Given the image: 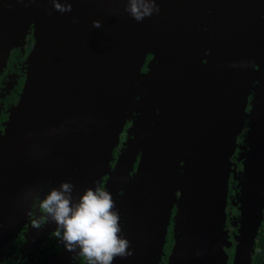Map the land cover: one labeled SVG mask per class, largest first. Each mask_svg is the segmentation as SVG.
<instances>
[{
  "label": "water",
  "instance_id": "1",
  "mask_svg": "<svg viewBox=\"0 0 264 264\" xmlns=\"http://www.w3.org/2000/svg\"><path fill=\"white\" fill-rule=\"evenodd\" d=\"M70 2L72 11L60 13L53 0H0V73L28 28L35 37L0 148V202L14 182L4 177L5 149L31 175L18 169L14 186L33 173L40 182L69 179L75 200L100 186L133 119L105 188L120 214V235L131 242L133 254L117 257L120 264H159L175 207L167 264H227L231 158L245 120L243 84L256 62L261 84L239 177L235 255V264H249L264 208V54H250L264 33V0H157L159 13L141 22L124 11L126 0ZM202 71L207 76L199 78ZM6 220L0 215V232ZM13 224H6L9 239Z\"/></svg>",
  "mask_w": 264,
  "mask_h": 264
},
{
  "label": "flooded vegetation",
  "instance_id": "2",
  "mask_svg": "<svg viewBox=\"0 0 264 264\" xmlns=\"http://www.w3.org/2000/svg\"><path fill=\"white\" fill-rule=\"evenodd\" d=\"M261 33L262 34L259 37V40L255 44L253 43L252 50L250 51L252 56L256 54L258 60L259 56L261 60V56L264 54V33ZM27 40L29 41L30 38L28 37ZM25 50L26 49L23 50L20 47L13 49L11 51L7 66L0 73V133L2 136L5 132V125L9 120L10 112L15 106L18 105L21 93L25 86V81L27 78L25 60L27 57L26 53H28ZM149 59H151V57H149ZM253 65V75L251 72V75L248 77L251 83L245 81L243 84L245 87L244 92H246L248 95L245 107V120L241 130L237 134V143L231 158L232 164L226 205L227 216L225 221V231L228 240L232 242L226 248L229 264H235V254L237 252L235 243L241 229V206L238 199V194L241 187L239 186V177L242 179L241 173L245 168L244 152L247 149L246 138L251 127L252 110L255 103L257 89L261 84L260 75L257 73L258 69H260V65L256 62ZM245 77L247 78V75H245ZM132 123L133 122L131 120L128 121L120 136V141L114 149L113 158L111 160L108 173L104 175L100 184V186L104 189L106 188L111 173L115 171L118 157L124 149L125 142L128 138L127 129ZM1 139L0 142L3 143V137ZM3 166L5 167L4 177L12 174L14 167L11 163L9 169L5 163ZM136 166L137 163L131 172V177L134 174ZM27 170L29 171V169ZM28 171L25 173V175L31 179V175ZM24 180V184H21L20 189V183L14 186L13 182V184L9 187L10 189L7 191V196L4 197L0 202V215L9 217V220H6L3 224V232H0V264H88L87 258L79 254L78 248L75 252L69 251L66 248L63 240L57 238L54 235L57 225L55 222L51 220L49 221V219L41 212L39 207L40 201L53 188V180L48 179L47 181L45 180L40 182L38 178L35 179L34 173L32 175L31 181L27 178ZM67 180L64 179L57 182V187H59L61 182H66ZM28 182H31V184ZM17 192H21L23 196H15ZM75 192L76 191H74L73 196ZM124 192L125 191L123 189L121 195ZM176 213L177 210L175 207L173 209V216ZM12 217H15V219L22 217L23 220L19 225V219L14 220ZM34 221L39 222L40 228L33 226ZM10 222L11 224L14 222L11 229L18 225V230H16V232L13 234V238L9 239L7 237L8 228L6 224ZM121 224L122 223L120 220V225ZM172 226L173 221L168 230L166 243L164 245L163 254L159 264L168 263L172 246L174 244V233ZM171 237H173V240L171 247H169ZM249 264H264V208L262 210L261 225L259 226L258 233L255 238L254 250L251 253Z\"/></svg>",
  "mask_w": 264,
  "mask_h": 264
},
{
  "label": "clouds",
  "instance_id": "3",
  "mask_svg": "<svg viewBox=\"0 0 264 264\" xmlns=\"http://www.w3.org/2000/svg\"><path fill=\"white\" fill-rule=\"evenodd\" d=\"M53 7L60 13L72 11L70 0L65 3L53 0ZM124 11L141 22L159 13L160 8L157 0H126ZM92 23L95 28L102 26L100 20ZM73 190V183L61 182L40 201L42 214L57 225L54 235L63 240L69 251L78 248L88 264H113L116 257L132 255L131 242L120 235V216L112 194L97 185L87 188L74 200ZM33 226L40 228L36 221Z\"/></svg>",
  "mask_w": 264,
  "mask_h": 264
},
{
  "label": "rangeland",
  "instance_id": "4",
  "mask_svg": "<svg viewBox=\"0 0 264 264\" xmlns=\"http://www.w3.org/2000/svg\"><path fill=\"white\" fill-rule=\"evenodd\" d=\"M209 10V9H208ZM208 13H209V16H210V18L211 19H213V18H215V14L211 11V10H209L208 11ZM205 30L207 29L206 27L204 28ZM28 37L30 38V40L28 41L27 39H28ZM34 44H35V37L33 36V32H32V28L30 29V28H28L27 29V31H26V33L24 34V38L23 39H21V41L20 42H18V45H17V47H15V48H18V47H20V48H22L23 50L24 49H26L25 51L26 52H28V53H26L27 55V57H26V59L30 56V54H31V52L33 51V47H34ZM14 48V49H15ZM11 54V53H10ZM149 57H151V59H149ZM10 58V57H9ZM152 58H153V55L151 54V53H149L148 55H147V57H146V61H145V64L142 66V68H141V71L143 72V73H147L148 72V64H149V62L152 60ZM26 61V60H25ZM7 64H8V62H7ZM6 67V66H5ZM26 75H27V72H26ZM26 81H27V78H26ZM26 81H25V84H26ZM25 87V86H24ZM9 119H10V115H9ZM8 122H9V120L7 121V124L5 125L6 127H5V132H4V134H3V136H2V134L0 133V135H1V137H0V139L3 137V139H4V137L6 136V131H7V127H8ZM127 125V124H126ZM122 134V133H121ZM128 135V134H127ZM2 140V139H1ZM1 146H2V143L0 142V148H1ZM2 152H0V154H1ZM2 155V154H1ZM5 161H6V165L8 166V155H7V153H6V159H5ZM138 161H139V157H138V159H137V166H138ZM21 164V163H20ZM137 166H136V169H135V171L137 170ZM13 170H14V173L13 174H11L10 175V177L11 178H13L14 179V182H15V180L16 179H18L19 177H20V175L18 174V169H16L15 167L13 168ZM134 171V172H135ZM231 174V173H230ZM62 180V179H61ZM229 180H230V178H229ZM42 181H45V180H41V182ZM47 181V180H46ZM54 185H53V188L54 187H57V185H56V183H53ZM228 186H229V183H228ZM228 192H229V190H228ZM177 210V209H176ZM176 214H174V216H175ZM119 216H120V214H119ZM174 216H173V213H172V220H171V224L170 225H172V221H173V226H172V228H173V230H174ZM121 220V219H120ZM170 227V226H169ZM13 238V237H12ZM227 240V242H226V245H225V248H224V251H225V255H226V262H227V264H229V261H228V255H227V251H226V248L228 247V245H230V243H232V242H230L229 240H228V237L226 238ZM237 242H238V240H236V243H235V247L237 248ZM236 255V254H235Z\"/></svg>",
  "mask_w": 264,
  "mask_h": 264
},
{
  "label": "bare ground",
  "instance_id": "5",
  "mask_svg": "<svg viewBox=\"0 0 264 264\" xmlns=\"http://www.w3.org/2000/svg\"><path fill=\"white\" fill-rule=\"evenodd\" d=\"M226 42L227 41H225V58H227L232 53L231 50L228 49ZM241 49H242V47H240L238 52H240ZM213 55H214V51H212L211 58L213 57ZM211 58L209 56V59H211ZM205 76H207V71H202L199 78L205 77ZM207 82H209V79H207ZM6 152L8 155V169L10 168V163H11L13 167H15L16 169H20V171L22 173H26V170L24 168H22L20 162H18L17 157L15 156V153H13V148H8ZM24 163L26 164L27 162H24ZM142 172H143V168L140 170V174L138 176V179L141 178ZM120 263H121V261L117 257L113 261V264H120Z\"/></svg>",
  "mask_w": 264,
  "mask_h": 264
},
{
  "label": "trees",
  "instance_id": "6",
  "mask_svg": "<svg viewBox=\"0 0 264 264\" xmlns=\"http://www.w3.org/2000/svg\"><path fill=\"white\" fill-rule=\"evenodd\" d=\"M135 115H136V113H135ZM129 121H130V120H129ZM131 121L133 122V119H131ZM127 123H128V122H127ZM131 125H132V124H131ZM131 125H130V127H131ZM130 127L127 129V131L130 129ZM121 153H122V152H121ZM121 153H120V154H121ZM119 156H120V155H119ZM118 158H119V157H118ZM172 240H173V237L170 238V241H171V242H170L169 247H171ZM172 247H173V246H172Z\"/></svg>",
  "mask_w": 264,
  "mask_h": 264
}]
</instances>
